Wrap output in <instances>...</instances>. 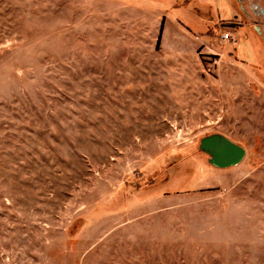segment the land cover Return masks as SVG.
I'll list each match as a JSON object with an SVG mask.
<instances>
[{
	"label": "rangeland",
	"instance_id": "obj_1",
	"mask_svg": "<svg viewBox=\"0 0 264 264\" xmlns=\"http://www.w3.org/2000/svg\"><path fill=\"white\" fill-rule=\"evenodd\" d=\"M0 264H264V0H0Z\"/></svg>",
	"mask_w": 264,
	"mask_h": 264
},
{
	"label": "water",
	"instance_id": "obj_2",
	"mask_svg": "<svg viewBox=\"0 0 264 264\" xmlns=\"http://www.w3.org/2000/svg\"><path fill=\"white\" fill-rule=\"evenodd\" d=\"M200 150L209 157V163L215 168H228L239 164L244 157V150L224 136L211 135L201 140Z\"/></svg>",
	"mask_w": 264,
	"mask_h": 264
},
{
	"label": "built area",
	"instance_id": "obj_3",
	"mask_svg": "<svg viewBox=\"0 0 264 264\" xmlns=\"http://www.w3.org/2000/svg\"><path fill=\"white\" fill-rule=\"evenodd\" d=\"M222 40L226 43L232 44L233 46L236 45V41L234 40L233 36L228 33L222 36Z\"/></svg>",
	"mask_w": 264,
	"mask_h": 264
}]
</instances>
